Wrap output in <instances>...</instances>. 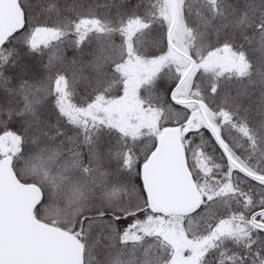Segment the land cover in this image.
Returning a JSON list of instances; mask_svg holds the SVG:
<instances>
[{"label":"snow or ice","instance_id":"obj_1","mask_svg":"<svg viewBox=\"0 0 264 264\" xmlns=\"http://www.w3.org/2000/svg\"><path fill=\"white\" fill-rule=\"evenodd\" d=\"M0 264H264V0H0Z\"/></svg>","mask_w":264,"mask_h":264},{"label":"trees","instance_id":"obj_2","mask_svg":"<svg viewBox=\"0 0 264 264\" xmlns=\"http://www.w3.org/2000/svg\"><path fill=\"white\" fill-rule=\"evenodd\" d=\"M100 2H101V3H103V0H100ZM68 55H69V56H71V55H72V52H71V50H69V53H68ZM86 59H87V58H86ZM84 74H85V75H88V70H87V69H85V72H84Z\"/></svg>","mask_w":264,"mask_h":264}]
</instances>
